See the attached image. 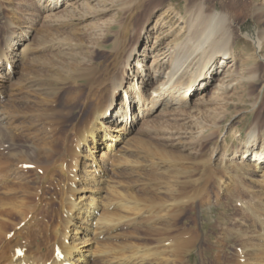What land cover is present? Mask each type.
Here are the masks:
<instances>
[{"label":"bare ground","instance_id":"obj_1","mask_svg":"<svg viewBox=\"0 0 264 264\" xmlns=\"http://www.w3.org/2000/svg\"><path fill=\"white\" fill-rule=\"evenodd\" d=\"M65 1L34 4L36 18ZM185 1L178 12L184 32L168 62L161 53L142 64L145 23L126 48L144 0L128 8L109 59L96 67L85 53L65 66L44 64L36 54L51 43V24L36 29L32 21L0 47V264H264V99L251 101L257 109L240 128L227 122L244 98L217 96L199 102L197 114L177 110L156 123V110L147 109L177 87L184 103L194 102L221 75L215 90L223 95L234 82L238 89L259 82L264 57L248 64L234 51L240 14L209 0ZM254 16L261 25L260 10ZM30 32V49L18 51ZM247 38L262 50L263 29ZM239 63L243 72L234 68ZM137 121L153 124L148 131L159 142L131 139L139 157L129 159L130 149L119 146ZM227 130H235L238 145ZM110 245L122 253H109Z\"/></svg>","mask_w":264,"mask_h":264},{"label":"rangeland","instance_id":"obj_2","mask_svg":"<svg viewBox=\"0 0 264 264\" xmlns=\"http://www.w3.org/2000/svg\"><path fill=\"white\" fill-rule=\"evenodd\" d=\"M134 1L135 0H67L62 4L60 8L51 10L49 12H41L40 16L36 18V10L34 4L44 6L46 4L45 0H0V47L4 46L9 41V38L12 37V35H17V33L19 34L21 30L27 31V27L29 26L31 28L30 24L32 21H36L35 24L32 25L36 29L47 25L49 26L51 24L56 29L53 30V28L50 33L51 35L49 36V39H51V43L49 45H46L45 49L42 50V53L38 52L36 54L37 56H44V58L41 60L44 64L53 62L56 64H60L59 66H65L72 63L69 59L71 55L75 56L80 53L81 60H83L84 58L87 59V56H91L92 58L90 59H93V62L97 61L92 65V67H96L98 65L97 63L101 61L104 62V60L107 61V59H109V56L106 54L112 48L114 42H116L119 37L118 32L116 33V31H118L119 29L118 24L126 21L129 18L128 8L130 9V7H133ZM209 1L211 5H214L216 8L221 6L224 9H231L236 14H240V17H238L239 20L237 19V21H239V23H242V25L237 32V35H239V40L237 41L234 49L235 54L240 57L239 60L241 59L242 61V59L245 58V62L248 64L260 61V58H258V56L260 55L264 57V41L262 43V50L256 53L251 41L247 40V34L249 32H252L253 30H264V0H222L223 2L221 0ZM231 1H237L241 5L233 8L231 6ZM185 4V0H144L141 9L134 12V14L132 15V25L135 31L132 32V37H129L127 44L125 45L128 50V47L135 44L134 40L136 39H133L135 38L133 37L134 33H138L140 28L145 23L144 30L142 31L143 39L142 42H139L137 47L139 54H142L144 52L143 54L146 55V58H144L142 63L145 67L151 65L153 59L157 58L161 53H164L163 56H167L165 60L168 59V56L172 51V47L178 43L179 38L184 32V30L182 29V20L178 19L180 17L178 12H182ZM256 9L260 10L261 13L262 19L259 20L263 21L261 25H257L256 23L257 20L254 16ZM126 11L128 12V14ZM47 16L52 19L56 18L57 20H53L58 21V24L53 25L54 22L45 21L47 20ZM110 23H112V26L109 28L108 26ZM31 34L32 32L28 33L26 35L27 37H24L26 39L22 42V46L15 47H18V51L20 48L26 47H28L27 51L28 49H30L29 46L32 45L30 44L32 38H29V35ZM82 47H84L83 50ZM85 49L88 51H86ZM95 49L97 50L95 51ZM27 51L24 57L26 59H29L31 57L29 56L30 51L29 53ZM92 52L94 56L92 55ZM26 55L28 58L26 57ZM103 57L104 59H102ZM133 61L135 62V59L131 62V68L134 63ZM234 68H236L238 71L243 72L245 66H242L239 63ZM256 72L258 74L259 82L253 88L238 89V87L236 88V83L234 82L232 89L227 93L223 95L220 91H218L217 94L215 85H217V83L219 84L222 81L221 79L223 78V75H221V77H218V81L216 80L209 87H207L206 91L201 96H198L196 98V101L194 100V102L186 100V103H184L183 91L185 90L178 89L179 87H177L176 89H171V94H166V96H168L165 97L166 99L164 101H160L155 105L153 104L155 103V100L148 102L147 109L152 106V112L156 110V115L165 113L167 117L166 119H172L175 117L174 112H176L177 110H185L187 112H190V114L192 115L197 114L198 111L202 109V106H199L197 104L203 100L209 101L210 99L216 98L217 96V98H244L243 105L239 108L240 111L236 114L233 113L231 118L229 116L230 119L227 122V125L233 122V127L240 128L242 124H247L251 121L253 116L251 111H256L257 109L256 108L255 110H252L250 105L251 101L254 102V98H261V100L264 99V66L261 65V67L258 68ZM129 74L130 72L128 73V75ZM13 80H16V77ZM136 80L141 83V79L138 78ZM226 80L227 79H225V81ZM140 85L144 86V84ZM9 86L10 85L8 84L6 86V89L7 87L9 88ZM122 95V92H120V97L118 99V105L116 106V108L119 107V100L120 103L121 100H123ZM6 98L9 97L7 96ZM250 98L253 99L251 100ZM209 108H211V106L207 107L206 109ZM231 108L229 109V111L233 112ZM259 109L264 113V104H262ZM136 114V116L138 117V113ZM158 115L154 118V123L162 120L160 118V115ZM177 122L181 123L180 121ZM167 124L171 127L172 125H174V121L169 120ZM152 125L153 124H141L140 121H137L136 125L131 128L130 134L128 135L127 139L123 143H120L119 149L122 152H124L127 148L130 149L132 142L131 139L135 138H143L144 140H148V142L150 143H158V134H153L152 131H148L149 128V130L152 129ZM170 127L169 129L171 130L172 128ZM143 131H148V134ZM230 135L232 136L230 141L235 145H238L241 142L238 139L239 137L237 136L235 130H227L226 136L230 138ZM173 142L169 141V143ZM125 144L127 147L125 146ZM132 150H134L135 153ZM132 150L130 149L126 151L125 156H130L131 158L129 157V159H136L137 157H139L138 155H135V149ZM130 152H133V154H131ZM94 155L99 157V152L94 153ZM120 155H122L121 152H118V156ZM144 170L145 168L142 170L139 168V171ZM116 171L120 172L122 171V168H120L119 170L115 169L113 173H115ZM132 172L135 171L133 170ZM136 192L139 194H144L143 190L139 188L136 190ZM121 229L125 231L126 227H122ZM230 246L232 245L230 244L227 246V251H230L228 250ZM110 247H114L113 250H116L117 255L112 249H110ZM109 249L111 251L108 250V252H111V254L114 253V256H118L122 253V249H119L113 245H110ZM197 258L194 255L191 262L194 263L196 260L198 261Z\"/></svg>","mask_w":264,"mask_h":264}]
</instances>
